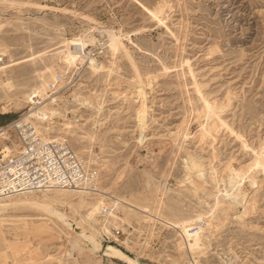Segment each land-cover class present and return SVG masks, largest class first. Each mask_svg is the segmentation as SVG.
<instances>
[{
  "label": "rangeland",
  "instance_id": "1",
  "mask_svg": "<svg viewBox=\"0 0 264 264\" xmlns=\"http://www.w3.org/2000/svg\"><path fill=\"white\" fill-rule=\"evenodd\" d=\"M108 30L124 44L114 56ZM87 35L93 42L83 55L105 67L92 71L85 58L78 68L61 71L57 65L65 64L55 53L61 41ZM0 40L14 57H33L12 68L22 90L40 82L44 65H55L61 85L49 88L78 125L66 134L58 117L36 126L81 157L94 176L82 192L106 203L94 226L107 223L106 238L134 264H264V0H0ZM138 78L148 111L141 143L135 118L141 99L133 87ZM74 91L90 103L79 104ZM101 93L105 102L97 113ZM209 104L214 114L208 120ZM29 107L2 111L0 104V125L23 117ZM205 123L216 129L201 136ZM191 152L201 160L206 183L191 182L201 180L196 168L188 169ZM210 167L217 170L214 178ZM145 171L172 188L159 219L142 208L111 206L112 197H125L154 209L155 186ZM57 206L75 221L85 210ZM3 216L0 264H132L91 251L87 241L75 238L78 224L67 228L40 209L9 208Z\"/></svg>",
  "mask_w": 264,
  "mask_h": 264
},
{
  "label": "bare ground",
  "instance_id": "2",
  "mask_svg": "<svg viewBox=\"0 0 264 264\" xmlns=\"http://www.w3.org/2000/svg\"><path fill=\"white\" fill-rule=\"evenodd\" d=\"M163 4L165 5V2ZM42 20H43V18H42ZM3 24H5V23H3ZM12 31H14V30H12ZM36 34H38V33H36ZM107 34H108V45H107V48L110 51V54L112 56H114V54L118 50H120L121 48H124V44H123V41L121 40V38L118 35H115V34L111 33L109 30H108ZM91 36L90 35H87V36H84V37L77 36V37H73L72 39L65 38V39H63L61 41L62 48H60L57 51H55V53H57L60 56V58L62 59L63 63L65 64L64 66L57 65V67L61 71L65 72L67 69L69 70V68H78V64H81V63L83 64V61L85 60V58H87L88 66L92 69V71H97L98 69H101V68L105 67V65L103 63L97 62V60L94 57H90V55H89V57L88 56L86 57L82 53L85 45L88 42H90L91 40H93L92 39L93 36L92 37ZM44 37L46 38V36H44ZM31 40L32 39H30V41ZM91 42H93V41H91ZM49 44H50V42H49ZM49 44H48V46H49ZM33 46L31 47V49H33ZM44 46H45V44H44ZM70 46H71V48H70ZM44 48L45 47H43V49ZM21 54H23V53H21ZM0 55L7 57L6 61H3L2 63H0V102H1L0 104H1V110L2 111H8L11 107L18 108V107L23 106L24 104H29L30 105L29 110L25 113V115L23 114V118H26V119L33 118V120H34L33 122L36 125L37 122L38 123L47 122L48 124H50V123L53 122V120L56 117H58L59 119L63 120L62 121L63 127L61 128L62 132L64 134H66L68 132L70 133L71 128L75 127L76 125H78L75 122V121H78V119H75V121H71V120H69L67 118L65 112L68 111V110H66V108H62L61 105L57 101L58 100V96L56 95L57 90H52V89L49 88V84L50 83H53L56 86L61 85V81L57 80L58 77L56 78V67H55V65H53V64H51L49 66H45L44 65V67H43L41 72H45V73H44V75L41 76L40 82L37 83V84H33V85L29 86L26 90H22V87H21L20 83L17 82V79H16L17 75L13 72L12 68L15 65H17V64H19L21 62L27 61V60H29L30 58H33V57H29V58L28 57H26V58H24V57H14L13 54H11V52H9L8 42L7 43L0 42ZM85 55H87V54H85ZM128 55H129V53H127V57H128ZM130 57L131 56L129 55V60L131 59ZM46 58H48V57H46ZM53 58H54V56H53ZM54 59L56 61V58H54ZM113 61H114V59H113ZM36 62H34V64ZM51 63H53V62L51 61ZM130 64H131V62H130ZM116 69H117V67H116ZM85 71H87V70H85ZM109 71H111V68H109ZM77 72L78 71H76V73ZM141 76H143V75H141ZM72 78H74V77H72ZM103 79H105V78H103ZM133 79H135V78H133ZM71 81H72V79H71ZM130 82H131V80H130ZM136 82H137V84L134 83V85H133V87L135 88L134 91H135L136 97L141 99L139 107L136 110V116H135V118L137 120V124L139 126L138 128H140V130H141L139 136L136 138V141L141 143L144 140L145 131H143V130L145 128V117H147L146 113L148 111L146 110L147 108H146V106L144 104V101H143L144 97H145V94H146L145 91H144V83L142 82V80L140 78H138V80ZM78 84H80V83H78ZM147 85H148V83H147ZM54 91H56V92H54ZM93 93H94V91H93ZM81 94H82V92H81ZM101 95H102V93L100 94V99L101 100L98 101L97 105L95 106V109H96L97 113L101 111V108L103 106V101H104L103 99L104 98ZM73 97L76 100H79V102H80L79 104H89L90 103L88 98L81 97V95H78L77 91L73 92ZM90 105H92V103ZM213 114H214L213 104H209L207 107H204V115L207 117L208 120H209V117H211ZM79 116H80V114H79ZM205 116H204V118L206 119ZM202 117H203V115H202ZM96 122H97V119H93L91 123L94 125ZM54 125H56V124H54ZM212 129H216V127L214 126ZM212 129H211L210 124H208V123L202 124L201 136H205L206 135L205 133L208 134V132H210ZM93 133L94 132L89 133L87 136L90 139H92L93 136H94ZM76 135H77V133H76ZM85 144H87V143H85ZM186 163L187 162H185V164ZM201 166H202V164H201V160H199V157L197 158V156L193 155L192 152H191L189 154L188 169L191 170V168H196L197 169V173H195V174H196V176L199 179L201 178L200 181H198L197 179H192L191 178L192 179L191 182H196V183L198 182L200 184H202V182L206 183V180L204 179V177H202L203 176V174H202L203 172L201 171V168L203 169V171H204V168L201 167ZM184 167H187V165L184 166ZM210 171H211V173H213L212 177L214 178V173L217 172L216 168L210 167ZM145 174L147 176V179L149 181H153L154 186H155V191H154V201H155L154 204H155V207H154V209H149V208L147 209L146 207L140 206V205H138V203H134V202L126 199L125 197H114V198L112 197L111 206L120 204L122 207H128L129 209L134 210V211L137 210L138 212L139 211L140 212H145V211H142V209H145V210H148L149 212L152 213L151 214L149 212H145L146 215L149 216L150 218H158L159 215L162 216L161 213H160V209H161V206L164 204V196L172 188L167 187L163 183V178L161 180L160 179L158 180L156 177L153 176L152 173H149L147 171H145ZM204 175L206 176V174H204ZM189 177H190V175H189ZM193 189H195V187H193ZM83 190H72V189H67V188L54 187V188H50V189L31 190V191H27V192L20 193V194H14V195H11L9 197L0 199V221L4 219L3 213L9 208H18V207H22V206H26V207H30V208L34 207V208L40 209L45 215H47L48 216L47 219L51 220L52 218H54V220L56 219L59 222L63 223L64 226L66 225L67 228H69L73 222L75 223V225L78 224L81 227V230L76 233V237L75 238L77 240L79 238V239H83V240L87 241L91 245L90 248H89L91 251H93V252L94 251H100L101 252L100 255L121 256V257L126 258L132 264H134V261H132L131 258H129L125 254H123L122 251L120 249H118V247L113 245L112 242H110V240H108L106 238L109 234H111L110 228L107 225V223L103 224L98 229L95 228L94 223H98V221H99V219H97L96 216L98 214L99 215H103L102 211H107L106 209H104V207L106 206V203L100 197H99V199H97L95 201H91L89 199L90 197H87L86 194H84V192H82ZM49 191H52V192H64V193H68L69 195H68V197L66 199H62V198L57 197L55 195L49 194L48 193ZM219 201L220 200H219L218 196L215 194V202L218 203ZM58 204H67L71 208H73L75 212H78L79 211L78 209L80 207H85V210H84V213L80 214V218L81 219L79 221H75L66 212L60 210L58 208V206H57ZM140 208H142V209L140 210ZM107 213H108V215H111V217L115 216L114 213L109 208H108V212ZM163 216H164V214H163ZM78 217H79V215H78ZM163 218H165L166 220H169L171 222H178V221H174L173 219L171 220L168 217L167 218L163 217ZM163 218H162V220L166 223V220L163 219ZM106 222H107V220H106ZM83 223H87V224H85V225H87V227H85L83 225ZM87 229H89V232H87ZM97 234H100L101 238H98ZM74 243H75V241H74ZM144 243H145V241L141 245L143 246ZM182 243H184V241L180 240L179 241V245H181ZM79 244L80 243H78V245ZM72 247H73V245H72ZM65 257H66V255H65Z\"/></svg>",
  "mask_w": 264,
  "mask_h": 264
},
{
  "label": "built area",
  "instance_id": "3",
  "mask_svg": "<svg viewBox=\"0 0 264 264\" xmlns=\"http://www.w3.org/2000/svg\"><path fill=\"white\" fill-rule=\"evenodd\" d=\"M93 181L74 149L42 135L32 120L17 117L0 125V199L54 187L81 190Z\"/></svg>",
  "mask_w": 264,
  "mask_h": 264
}]
</instances>
